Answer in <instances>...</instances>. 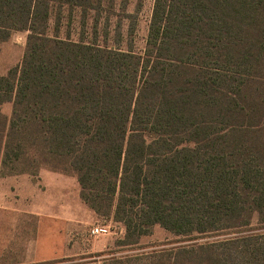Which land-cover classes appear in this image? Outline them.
<instances>
[{
	"label": "trees",
	"instance_id": "obj_1",
	"mask_svg": "<svg viewBox=\"0 0 264 264\" xmlns=\"http://www.w3.org/2000/svg\"><path fill=\"white\" fill-rule=\"evenodd\" d=\"M101 2L0 0V42L26 32L0 75V175L74 176L87 207L122 224V247L155 225L236 234L154 264H264V0H154L140 54L99 45L96 24L90 40L59 37L63 8L84 26Z\"/></svg>",
	"mask_w": 264,
	"mask_h": 264
},
{
	"label": "rangeland",
	"instance_id": "obj_2",
	"mask_svg": "<svg viewBox=\"0 0 264 264\" xmlns=\"http://www.w3.org/2000/svg\"><path fill=\"white\" fill-rule=\"evenodd\" d=\"M154 0H102L95 11L85 14V24L78 9L61 11L58 35L76 40H90L95 25L96 42L108 47L130 48L141 53L144 48ZM54 13L47 33L54 29ZM96 19V21H95ZM131 29V31H130ZM26 32L11 33L0 42V75L19 64ZM12 104H0V112L10 116ZM32 184V186H31ZM34 187V188H33ZM3 201V203H2ZM107 225L109 233L91 236L89 229ZM116 229V230H115ZM254 232H264V228ZM124 228L110 217L97 216L79 197L74 176L41 169L36 175L26 173L0 175V264H121L116 260L140 256L134 264H154L155 252L167 254L179 246L236 236H214L191 240L176 237L155 225L137 245L122 247ZM166 254V253H165ZM129 263H131L129 261Z\"/></svg>",
	"mask_w": 264,
	"mask_h": 264
},
{
	"label": "built area",
	"instance_id": "obj_3",
	"mask_svg": "<svg viewBox=\"0 0 264 264\" xmlns=\"http://www.w3.org/2000/svg\"><path fill=\"white\" fill-rule=\"evenodd\" d=\"M109 231H110L109 227L107 225H104V224L103 225H95L89 229V233L91 236L104 235L106 233H109Z\"/></svg>",
	"mask_w": 264,
	"mask_h": 264
},
{
	"label": "crops",
	"instance_id": "obj_4",
	"mask_svg": "<svg viewBox=\"0 0 264 264\" xmlns=\"http://www.w3.org/2000/svg\"><path fill=\"white\" fill-rule=\"evenodd\" d=\"M31 186H32V184H31ZM34 188V187H33ZM2 203H3V201H2Z\"/></svg>",
	"mask_w": 264,
	"mask_h": 264
}]
</instances>
